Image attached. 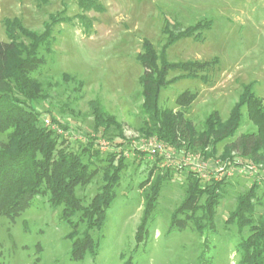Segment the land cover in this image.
<instances>
[{
  "label": "rangeland",
  "instance_id": "obj_1",
  "mask_svg": "<svg viewBox=\"0 0 264 264\" xmlns=\"http://www.w3.org/2000/svg\"><path fill=\"white\" fill-rule=\"evenodd\" d=\"M80 1L0 0V40L7 42L6 19L40 33L50 17L60 18L52 28L51 52L40 48L43 64L32 73L42 89L35 108L42 125L48 122L58 137V148L77 152L90 164L89 181L74 190L79 203L87 206L103 191L112 175L109 165L117 159L122 166L112 188L115 197L101 229L90 232L96 254L77 261L70 258L71 229L48 195L32 198L13 219L0 215V264H242L239 244L250 226L264 219V162L242 157L228 145L256 126L243 109L235 135L213 146L171 147L144 135L137 56L144 40L158 55L168 37L198 25V40H178L166 49V60L206 65L169 71L159 103L175 110L176 98L189 91L196 98L185 118L197 132L214 112L224 122L245 86L251 84L264 100V0H84L98 5L89 11ZM95 107L115 124L93 130ZM5 140L0 132V147ZM155 143L165 152L151 155L148 145ZM87 148L90 152L82 151ZM190 176L198 196L177 212L193 185ZM158 183L154 207L141 222L145 195L151 198ZM247 192H252L250 207L241 213L248 222L239 229L234 212ZM84 229L79 224L76 236Z\"/></svg>",
  "mask_w": 264,
  "mask_h": 264
},
{
  "label": "trees",
  "instance_id": "obj_2",
  "mask_svg": "<svg viewBox=\"0 0 264 264\" xmlns=\"http://www.w3.org/2000/svg\"><path fill=\"white\" fill-rule=\"evenodd\" d=\"M92 3L93 1H90L88 5L82 0L79 7L83 11L97 9L98 5ZM56 17L58 16L50 17L40 33L25 28L18 19H6L3 22L7 42L0 40V132L6 134V140L0 147V215L13 219L30 205L32 198L48 195L50 204L61 208V219L71 229L67 236L72 240L70 258L77 261L82 260L86 253L96 254L97 244L94 243L90 232L100 230L104 223L105 213L115 197L112 188L118 181L122 164L117 159L116 163L110 164L112 175L108 179L106 173L105 177L108 180L103 191L95 195L87 206L79 203L74 190L76 186L89 181L90 164H86L79 153L58 148V137L54 136L49 127L42 125L41 114L35 108L42 89L32 78V73L43 64V58L39 55L40 48L47 53L51 52L52 28L60 21V18ZM197 27L199 26L189 27L174 37H168L158 55L150 42L147 40L142 42V52L138 54L137 60L143 69L140 78L141 115L145 118L143 133L148 137H156L166 146L187 145L205 148L233 137L241 126L242 110L245 109L248 119L256 126V131L242 134L231 142L228 148L230 151H237L242 157L264 162V100L253 93L251 84L243 88L227 120L222 122L214 112L206 118L201 132H197L192 123L185 118L196 98L194 93L189 91L181 93L175 100V110L160 106V92L169 83L166 80L169 71H187L186 69L192 66L202 69L206 65L199 62L169 63L166 60V49L178 40L183 38L198 40ZM19 37L27 42L20 41ZM190 75L176 77L172 82L180 78H189ZM93 113V130L97 131L106 123L115 124L113 118L106 117L97 107ZM51 121L57 123L53 119ZM90 149L82 151L90 152ZM95 154L98 155V152ZM114 157L116 158V155ZM192 177H187L193 185L189 184L177 212L187 210L198 196V184ZM159 189L158 183L151 189V198L145 195L141 222L149 217ZM251 197L252 192H247L240 198L234 212V215L237 213L239 229L248 222L244 221L241 210L250 207ZM213 203L211 194L206 208L210 210ZM76 216L77 219L74 220ZM79 224H84L85 229L82 235L77 237L76 229ZM171 224L173 226V223ZM178 228L181 229L182 225L179 224ZM143 229L144 226L140 228L141 231ZM239 249L242 264H264V219L261 218L250 226V235L241 241Z\"/></svg>",
  "mask_w": 264,
  "mask_h": 264
},
{
  "label": "built area",
  "instance_id": "obj_3",
  "mask_svg": "<svg viewBox=\"0 0 264 264\" xmlns=\"http://www.w3.org/2000/svg\"><path fill=\"white\" fill-rule=\"evenodd\" d=\"M46 123H47V124H46L45 127H49V128H50V126H48V122H46ZM164 149H165L164 147L159 146V145H157L156 143H155V144H149V145H148V151H149V153H150L151 155L159 154V153H163V152H165ZM177 167H178V168H181V164H179Z\"/></svg>",
  "mask_w": 264,
  "mask_h": 264
}]
</instances>
